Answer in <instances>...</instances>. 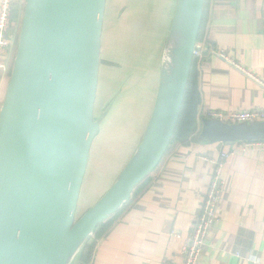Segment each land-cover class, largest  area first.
<instances>
[{
    "label": "water",
    "instance_id": "1",
    "mask_svg": "<svg viewBox=\"0 0 264 264\" xmlns=\"http://www.w3.org/2000/svg\"><path fill=\"white\" fill-rule=\"evenodd\" d=\"M205 0H174L144 132L118 175L76 218L93 142L125 93L97 114L107 0H24L0 103V264H77L97 226L132 198L171 144ZM199 136L232 144L264 139V120L200 121Z\"/></svg>",
    "mask_w": 264,
    "mask_h": 264
},
{
    "label": "crops",
    "instance_id": "2",
    "mask_svg": "<svg viewBox=\"0 0 264 264\" xmlns=\"http://www.w3.org/2000/svg\"><path fill=\"white\" fill-rule=\"evenodd\" d=\"M204 11L198 114L264 108V0H205ZM15 44L0 56V103ZM184 141L172 140L142 189L94 240L90 261L77 264L181 262L182 239L171 233L190 232L222 148L235 153L221 169L218 216L198 264H264V145Z\"/></svg>",
    "mask_w": 264,
    "mask_h": 264
},
{
    "label": "rangeland",
    "instance_id": "3",
    "mask_svg": "<svg viewBox=\"0 0 264 264\" xmlns=\"http://www.w3.org/2000/svg\"><path fill=\"white\" fill-rule=\"evenodd\" d=\"M173 1L107 0L96 113L107 109L117 88L125 96L93 142L76 218L98 200L140 142L154 99ZM21 18L22 14L17 28Z\"/></svg>",
    "mask_w": 264,
    "mask_h": 264
},
{
    "label": "built area",
    "instance_id": "4",
    "mask_svg": "<svg viewBox=\"0 0 264 264\" xmlns=\"http://www.w3.org/2000/svg\"><path fill=\"white\" fill-rule=\"evenodd\" d=\"M13 2L14 0H0V56H8L10 54L11 46L15 44L14 40L16 41L15 50L17 46L19 27L17 28L18 24L16 27H12L10 20ZM201 52V47L197 44L195 56H200ZM207 117L234 123L262 121L264 120V108L233 111L231 113L212 110L207 113ZM254 143L264 145V139L240 141L237 142V147L245 149V147ZM234 153V150L222 148L218 155L211 160L214 164L212 175L203 195L200 211L192 224L190 232L187 235H183L178 231H172L171 233L174 237L182 239L181 250L183 258L181 262L170 260L162 264H198L211 225L218 216V201L222 186L221 169Z\"/></svg>",
    "mask_w": 264,
    "mask_h": 264
},
{
    "label": "trees",
    "instance_id": "5",
    "mask_svg": "<svg viewBox=\"0 0 264 264\" xmlns=\"http://www.w3.org/2000/svg\"><path fill=\"white\" fill-rule=\"evenodd\" d=\"M23 4H24V0H14L12 4L11 13H10V20L12 22V27H16V25L20 21L21 14L23 13V7H24ZM204 22H205V11L203 14L202 23H201V27H200V31L198 35V41H201V39L203 38ZM196 60H197L196 57H194L190 75H189L187 88H186L185 99H184V102L181 108L180 118H179V121L176 127L174 138H173V140H177V139L185 140L184 142L186 144L190 143L191 141L192 142H203L204 141L200 138L199 131H196L197 130V127H196L197 116H199L200 120L206 116V114L204 115L203 111L201 114L200 113L198 114V108L201 104V100H200L198 84H197L198 81H197V73H196ZM7 81H8V77L6 79V85H7ZM3 96L4 95L2 94L1 100L3 99ZM190 134H192V136L189 139H187V136H189ZM150 176L151 174H149L141 183H139V185L135 187V189L133 190L132 196L137 194L142 189V187L147 182V180L150 178ZM120 210L97 226L94 232L92 241L88 242L84 248L82 258H81L82 263H88L90 261L93 247H94V240L106 232L113 218H115L116 215H118Z\"/></svg>",
    "mask_w": 264,
    "mask_h": 264
}]
</instances>
